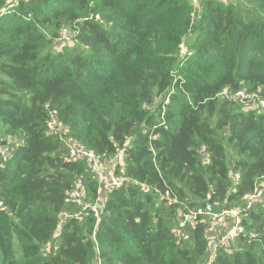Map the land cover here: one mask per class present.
Masks as SVG:
<instances>
[{"label":"trees","instance_id":"trees-1","mask_svg":"<svg viewBox=\"0 0 264 264\" xmlns=\"http://www.w3.org/2000/svg\"><path fill=\"white\" fill-rule=\"evenodd\" d=\"M198 8L0 0V149H14L0 158V264H210L204 217L185 240L172 234L179 207L208 203L243 210L246 229L211 264H264V202L247 209L264 186V0ZM63 26L73 42L59 41ZM71 141L106 162L121 154L113 171L128 181L106 192L100 217L66 204L79 179L89 205L101 187L67 160Z\"/></svg>","mask_w":264,"mask_h":264},{"label":"built area","instance_id":"built-area-1","mask_svg":"<svg viewBox=\"0 0 264 264\" xmlns=\"http://www.w3.org/2000/svg\"><path fill=\"white\" fill-rule=\"evenodd\" d=\"M223 3H228L230 0H221ZM192 6L194 8V11H197L199 7L200 0H191ZM193 16L195 14H192ZM96 19H100L99 16L96 17ZM77 31L74 30V28H69L66 26H63L59 31V41L61 42H67L69 43L74 39L76 36ZM181 54L184 56L188 53V49L186 46V40L181 44L180 46ZM235 98H237L240 101L244 102H252L255 99V96L250 95L246 93L245 91H241L235 95ZM169 101H167V104ZM262 109H264V100L260 101V104ZM56 112H54L53 117H55ZM56 125L54 119H52L48 123V127L50 129L51 134H54L56 132ZM66 145L69 150V154L67 157V160L69 161H77V160H83L86 163L87 169L90 173H92L96 179L98 180L99 184H109V189H119L125 185V183L128 181L126 177H120L117 176L114 171H108L110 175L107 173V169L109 167L108 163L102 157L101 155L97 154L96 152L89 150L87 147L83 145H79L75 142H66ZM14 149H10V152L6 149H0V158L2 159L3 163L8 162L11 159V152H13ZM205 152V149L202 151ZM240 176L239 174L236 175V179L239 180ZM236 192V190H234ZM86 188L85 183L83 179H79L76 184L74 185L73 189H71L67 196H66V204L81 207L84 210H91L97 217H100L104 204L102 199L98 200L95 205H89L86 202ZM257 202H264V186L257 188L254 193L248 198V206L247 209H250L252 205H254ZM181 204L176 198H169V206L172 205H178ZM216 207H221L218 204L214 205ZM223 208V207H222ZM6 209L5 202L0 198V212L4 211ZM243 210L240 208H231L229 210H225L223 208V211L221 213L215 214L211 213L207 209H191L187 206L184 208L179 207L176 212V225L174 226L172 230V234L179 240H185V234L184 230L186 231L187 227L190 225L198 222V220L201 217L204 216H210L212 221H210V230L217 228L219 231L222 230V234L220 232V235L212 240L213 244V252L211 254L210 261L211 263L216 259L218 251L220 249H223L225 251H230L232 249V245L234 241H236L241 236H244L246 234V229L244 225L242 224V216H243ZM66 222L62 219L60 220L59 226H58V233L61 230V227ZM250 238H255V233H251ZM43 253H45V250H43ZM210 263V264H211ZM101 264V263H100Z\"/></svg>","mask_w":264,"mask_h":264},{"label":"rangeland","instance_id":"rangeland-1","mask_svg":"<svg viewBox=\"0 0 264 264\" xmlns=\"http://www.w3.org/2000/svg\"><path fill=\"white\" fill-rule=\"evenodd\" d=\"M232 1V0H231ZM245 7H247V6H245ZM199 9V8H198ZM197 9V10H198ZM66 27H69V28H72L73 29V26H66ZM72 42H73V40H72ZM65 43H69V41H67V42H65ZM249 104H252V103H249ZM249 104H247V105H249ZM247 107H249V106H247ZM121 154L119 153L118 155H116L115 157H113L112 159H110L107 163H108V165H109V167H108V169H107V173H108V171H113L114 170V168H115V165L118 163V162H121L122 161V159H121ZM108 175H110L109 173H108ZM100 199H102V201H103V204L105 205V199H104V197H105V194H106V192L108 191V189H109V184L107 185L106 184V186H104V184H100ZM99 199V200H100ZM93 205H95V204H93ZM72 216H73V213H71V212H65L64 214H63V220L65 221V222H67V221H69V219H71L72 218ZM79 216V218L82 220L83 219V217H85V215L84 214H79L78 215ZM203 219H205L206 221H208V222H210V221H212V219H211V217L210 216H204V218ZM210 227H212L213 228V226H210ZM184 234H185V238H188L189 236H188V232H187V230L185 231L184 230ZM100 264V263H99Z\"/></svg>","mask_w":264,"mask_h":264},{"label":"water","instance_id":"water-1","mask_svg":"<svg viewBox=\"0 0 264 264\" xmlns=\"http://www.w3.org/2000/svg\"><path fill=\"white\" fill-rule=\"evenodd\" d=\"M207 210L210 211L211 213L218 214V213H221L223 211V208L222 207H216V206L211 205L210 203H208Z\"/></svg>","mask_w":264,"mask_h":264},{"label":"crops","instance_id":"crops-1","mask_svg":"<svg viewBox=\"0 0 264 264\" xmlns=\"http://www.w3.org/2000/svg\"><path fill=\"white\" fill-rule=\"evenodd\" d=\"M122 162V161H121ZM213 230V232H210L212 235V238L214 239V238H217L218 237V235H220V231L217 229V228H214V229H212Z\"/></svg>","mask_w":264,"mask_h":264}]
</instances>
